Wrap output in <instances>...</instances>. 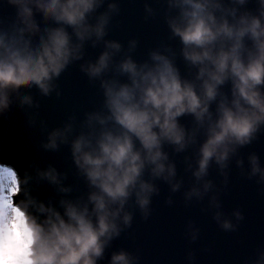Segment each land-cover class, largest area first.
I'll return each instance as SVG.
<instances>
[{
    "label": "clouds",
    "instance_id": "9594fccd",
    "mask_svg": "<svg viewBox=\"0 0 264 264\" xmlns=\"http://www.w3.org/2000/svg\"><path fill=\"white\" fill-rule=\"evenodd\" d=\"M6 3L16 14L7 25L0 20V116L14 95L21 107H38L21 86L35 87L43 96L59 95L56 81L83 58L86 42L103 43L95 61L80 67L100 82L104 99L99 110L85 114L78 132L70 118L49 131L42 144L52 151L70 146L87 183L86 197L45 203L31 195L33 182L46 181L68 194L72 188L64 185L65 174L49 165L21 178L15 168L0 164V264H100L112 241L131 227L132 207L145 219L151 214L152 197L159 192L156 180L169 184L172 192L180 190L183 181L166 145L176 153L194 149V161L187 164L194 183L184 193L186 201L208 196L220 228L236 229L207 177L215 164L226 183L232 158L264 130V0H256L255 11L244 7L249 0H166V23L179 39L184 62L195 70L191 78L181 75L170 48L153 50L138 63L128 54L137 44L132 40L121 56V43L105 39L119 11L115 2L99 14L105 0ZM145 9L153 14L148 5ZM37 13L55 26L41 25ZM229 84L230 94L223 90ZM186 115L193 119L191 128L180 122ZM236 164L244 173V161ZM245 174L264 184V166L255 153L248 156ZM232 215L243 219L239 210ZM189 230L195 241L199 230L191 225ZM138 261L120 249L108 264ZM252 264H264V251Z\"/></svg>",
    "mask_w": 264,
    "mask_h": 264
},
{
    "label": "water",
    "instance_id": "95a60500",
    "mask_svg": "<svg viewBox=\"0 0 264 264\" xmlns=\"http://www.w3.org/2000/svg\"><path fill=\"white\" fill-rule=\"evenodd\" d=\"M112 2L118 4L119 11L112 16L105 39L121 43V56L128 52L132 40L137 44L128 54L138 63L148 60L153 50L170 48L175 53L176 66L181 75L191 78L195 70H190L184 62L180 55L179 39L171 35L166 23V0H105L96 14L105 11ZM145 5L153 9V14L146 12ZM244 7L255 11L256 0H249ZM15 14L14 7L8 5L6 0H0V20L5 25L14 20ZM36 19L41 25L47 23L55 26L39 13ZM102 51V42L95 47L91 42H86L83 58L71 63L56 81L59 95L54 91L49 96H43L35 87L28 89L21 86L22 91L33 96L38 107H21L18 97L14 95L9 109L0 116V164L15 168L21 178L26 172L35 175L36 167L46 169L49 165L65 174L64 185L72 188L68 194L58 193L46 181L39 184L33 182L31 195L45 203L52 201L58 205L62 197H86L88 192L85 179L78 174L74 165L70 146L61 145L52 151L45 150L42 144L46 142L49 131L63 127L70 118L78 132L85 114L101 108L104 98L100 82L90 80L81 71L80 65L95 61ZM121 56L115 59L119 60ZM121 80L126 78L121 77ZM223 90L230 94V84L225 85ZM212 108L214 110L215 105ZM30 117L35 123L30 124ZM180 122L186 128L193 125L192 117L187 115L181 117ZM165 150L176 164L177 179L183 181L180 190L172 192L169 184L156 180L159 192L152 197L151 214L145 219L138 208L132 207L134 215L131 227L112 241L100 264H108L111 253L120 249L137 255L138 264H252L258 253L264 251V184H258L256 178L249 179L245 173L248 170V156L252 153L259 157L264 166V130L232 158L226 183L215 164L209 169L207 178L215 185L221 210L237 225L233 231L220 228L213 218V210L209 208L208 196L203 200L185 199L184 193L194 183L187 168L188 162L194 161V149L176 153L166 145ZM237 159L244 161V173L237 166ZM236 210L242 213V220L236 221L232 215ZM189 225L199 230L195 241L191 239Z\"/></svg>",
    "mask_w": 264,
    "mask_h": 264
}]
</instances>
